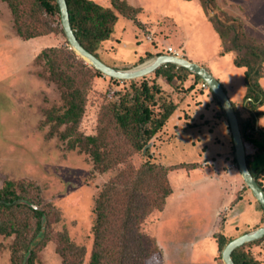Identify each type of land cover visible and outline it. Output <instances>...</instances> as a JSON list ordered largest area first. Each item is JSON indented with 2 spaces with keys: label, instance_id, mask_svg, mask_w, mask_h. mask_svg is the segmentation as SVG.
Here are the masks:
<instances>
[{
  "label": "rangeland",
  "instance_id": "rangeland-1",
  "mask_svg": "<svg viewBox=\"0 0 264 264\" xmlns=\"http://www.w3.org/2000/svg\"><path fill=\"white\" fill-rule=\"evenodd\" d=\"M21 1L18 23L15 22L20 32L17 33L19 34L18 42L15 38H10L9 35L11 33L14 36L13 30H16V27L13 29L11 11L5 3H1L2 8L0 9V188L5 180L30 184L28 193L33 207L43 209L46 214L47 222L44 226H47V240L41 247L36 248L35 264H62V258L56 250L55 237L63 230L70 242L83 249L82 255H79L76 260H80V264H88L94 246L93 226L96 216L93 208L96 197L105 186L112 184H115L118 190H122L124 184L127 185L130 183L129 180L135 179L139 168L146 161L157 167L178 164H182L184 167H176L172 169L173 171H168L166 181L171 192L162 200L159 199L160 201L153 206L150 213L144 218L139 215L135 221L131 217L128 224L129 231L122 232L124 247L122 251L126 254L134 252L138 256L140 255L139 264H202L204 261H209L211 264H223L220 256L221 251L218 249L215 250L211 258L203 257L197 260L194 256L192 257L198 253L202 255L208 253V250L212 248L211 243L208 241L204 245V242L199 243V250L195 246L187 245L186 241L178 243V237H184L185 233L184 231L182 234L176 233L181 228L175 221L167 220V224L165 223L166 226L162 228L161 232L156 230L160 212L164 210L166 204L171 203L172 199L177 202L179 198L176 195L179 192L190 191L191 185L200 178L211 175L213 170L215 175L216 172L224 175L226 173L229 175L228 178H231L229 181H233V183L234 180L237 181L240 190L237 200L241 199L243 195H247L244 212L246 221L244 223L240 221V227H244L249 218H254L256 214L253 205L247 203L250 201L254 204L253 202L256 203V201L245 186L233 161L234 155L229 128H227L228 123L224 115V117L217 116L220 109L212 99L209 90L202 89L200 86L202 81L198 80L195 83L191 76L186 79H189V83L193 84V88L189 91H186L187 86L184 83L176 82L171 87L160 78L156 81L153 80L172 101L180 102L177 108L180 113H187L186 120L184 118L176 120V113L170 116L162 130L153 137L155 140L151 141L149 147L151 158L133 153L116 166L100 171L87 153L83 152L80 147L70 148V144L76 135H97L100 129L110 125L104 114L110 104L117 99L116 93L129 89V84H125L121 80L114 82L103 74L101 77H87L84 112L73 134L63 137L66 126L55 125L53 121H47L46 118L47 111L55 113L63 104L60 92L46 77L48 72L45 60L34 63L36 55H33L34 42L28 44L29 42L22 40L20 36L24 35L25 28L31 26L32 23L36 32L51 31L43 35L46 36L45 48L53 47V45L63 46V44L68 49L70 48L55 20L53 23V19L43 12L34 11L33 13L31 11L30 13L29 8H26L25 5L30 0ZM148 1L152 2V0ZM195 4L199 7L200 16L197 11L194 13L191 10H183L181 15L184 17L179 15V21L175 24V30H180L179 35L175 33V30L168 31V26L164 28L166 27L163 24L164 21L151 20V17L145 12L140 14V11L137 10L135 15V12L131 15V21L130 18L128 20L125 17L127 15L120 14L124 20H121L119 24L126 23V30L121 38L120 26L115 28L116 32H113V35L111 33L110 37L103 41L104 43H100L98 58L108 66L128 69L115 66H123L120 65L122 62H129L134 57V50H132L130 42L140 43L143 46L150 44L156 52H163L174 40L175 43L177 42V46H171L174 47L173 49L176 48L175 50L181 53V56L186 59L193 58L192 60L200 63L206 62L215 76H220L221 73L222 78L229 77V84L233 90L228 89L227 83L222 81L223 85L233 100L239 118L245 119L248 117V112L242 100L245 91L243 74L241 69L232 64V58L235 57L236 52L228 51L227 54L223 52L221 40L217 37V33L215 34L216 31L208 17H217L226 25L231 22L240 25L248 36H251L256 42L264 43V0H214V5H208L206 10L200 1L196 0ZM31 16L34 17V20H31ZM144 18L147 22L142 24L140 20H144ZM156 26L160 28L156 29ZM7 30L10 33H6ZM211 34L216 40H212ZM173 36L174 39H172ZM182 36L187 38L182 41L179 39ZM115 38L119 40H115ZM108 40L109 42L106 43ZM185 40H187L186 43ZM155 53L144 62L157 56ZM74 54L91 68V73L96 70L75 52ZM214 54L218 57L225 54L229 58V61L224 60L226 63V65L224 64L225 74L221 70L218 73L219 71L210 62L214 58ZM262 65L264 70V61ZM152 77H154L153 73L141 79H134V82L139 84L144 78L152 82ZM259 83L264 90V71ZM190 92L192 93L190 94ZM202 95L208 97V104L211 103V107L205 108L202 104L199 106L194 104L195 99H199V96ZM260 109L263 111V116L257 119L256 124L264 125V103ZM200 113H202L201 119H199ZM60 114L61 111L57 113V115ZM102 136L104 142L108 143L107 148L115 151L118 146L120 153H123L124 148L121 140L115 135L112 127L106 128L102 132ZM214 136L221 137L220 144L214 143ZM227 139L230 145L229 155L224 160L225 165L212 169V160L215 157L212 153L219 149H225ZM245 146L246 152L252 153V149L247 143ZM192 164L195 165L196 173L192 172L194 169L190 166ZM156 169L155 167L154 171ZM154 171L147 178L148 186L153 190V194L151 191L148 192L151 195V202L152 196L156 195L153 186L159 184L160 181L156 178ZM228 184L231 185L230 182ZM173 190H175L176 198L171 194ZM154 201L157 202L156 197ZM224 211L227 210L224 209ZM224 211L217 213L219 214L217 215L218 222L222 226L231 222V217L226 216ZM230 226L227 235L232 234L234 223ZM164 229L167 233L163 238L161 233ZM171 230L172 233L169 232ZM105 236L110 237L111 240L113 233L106 232ZM216 237L215 234L213 239L215 242ZM229 238H233V234ZM13 240L14 235L8 237L0 235V264H10ZM109 243L112 247L111 251H119L118 241L111 240ZM177 244L181 248H187V252H184L186 256L179 259L173 253ZM246 244H244V250L264 264V237L257 244L249 246ZM21 252L23 253V251ZM67 259L70 261L72 257Z\"/></svg>",
  "mask_w": 264,
  "mask_h": 264
},
{
  "label": "trees",
  "instance_id": "trees-1",
  "mask_svg": "<svg viewBox=\"0 0 264 264\" xmlns=\"http://www.w3.org/2000/svg\"><path fill=\"white\" fill-rule=\"evenodd\" d=\"M198 1L205 10L208 5H214V0ZM0 2L5 3L11 11L14 29L16 27L15 22L18 23L21 9L20 2L22 1L0 0ZM65 3L69 23L76 39L84 49L96 57H98L100 43L107 40L113 31V26L117 20L115 11L121 15H127L125 17L128 19L134 12V15L137 13L136 9L122 0H110L112 8L100 6L92 0H65ZM25 5L26 8H29L30 13L31 11L33 13L34 11L43 12V14L53 19V23L56 21L59 31L64 36L55 0H30ZM30 18L34 20L33 16ZM208 20L221 40L223 52L235 51L236 55L232 60V64L243 69L245 91L242 100L248 112V117L240 119L237 109L231 103L238 120L242 139L252 149V153L246 154L248 170L264 191L261 183L264 177V126H257L256 124L257 119L263 116L260 107L264 103V90L259 83V79L263 77L264 71L262 65L264 61V43L256 42L255 39L248 36L240 25H235L232 22L226 25L217 17H208ZM17 28L13 31L19 37L17 33L20 32ZM50 32H36L31 23V26L25 28L24 35L20 38L28 40ZM164 53L165 50L163 52L157 51L155 54ZM151 55L145 53V56L137 61V64L143 63ZM42 60H45L48 72L46 77L60 92L63 103L58 108L59 111H55V113L47 111V121H53L55 125H65L63 137L72 135L84 112L87 77H101L102 73L98 70L91 73V68L85 65L81 59H78L74 52L64 44L63 46L55 45L39 51L34 57V63H39ZM153 76L151 78L152 82L144 78L139 84H135L134 79L121 80L123 83L129 84V89L118 91L116 93L117 99L110 104L104 114L110 124L106 128L112 127L115 135L121 140L124 148L123 153H120V147L118 146L115 151L107 148L108 143L104 142L102 136V132L106 128L100 129L97 135H76L74 141L70 144V148L80 147L83 152L91 157L100 171L116 166L133 153L151 158L149 147L154 139L153 137L162 130L177 108V104L164 94L162 88L153 80L156 81L160 78L171 87L176 82L184 83L189 76L194 78L195 83L200 80L197 75L192 74L187 69L176 67L173 64H166L158 68L153 72ZM111 80L114 82L120 81L113 78ZM192 88L193 84H190L185 89L189 91ZM209 93L220 109L217 116H223L224 113L218 101L210 90ZM60 111L61 114L57 115ZM231 148L233 152V146ZM233 161L236 164L235 159ZM190 166L195 167L193 164ZM155 167L157 169L154 171ZM176 167L182 168L184 165L157 167L146 161L139 168L135 179L129 180L130 183L127 185L124 184L122 190H118L115 184L104 187L94 202L93 211L96 216L93 226L94 246L88 264H139L140 255L138 256L134 252L126 254L122 251V248H124L122 232L129 231L128 224L131 217L133 221L139 215L144 218L152 211L154 205L170 194L166 175L168 171ZM153 171L160 181L159 184L153 186L156 195L152 196V203L151 195L148 192L151 191L153 194V190L152 187L148 186L147 178ZM29 186L30 184H24V182L5 180L0 188V235L4 237L14 235L11 244L10 264H35L36 248L41 247L47 240V226H44L47 217L43 209L33 207V202H31L28 193ZM155 197L157 202L154 201ZM256 203L258 208L262 210L259 203L257 201ZM106 232L113 233L111 240L119 242V251H111L112 247L109 243L111 240L110 237L105 236ZM55 238L56 250L62 258V264H80L81 261L76 259L79 255H82L83 249L70 242L64 230L58 233ZM216 238L219 251L230 241V239L226 240L221 235ZM259 240L246 245L257 244ZM70 257L72 259L69 261L67 258ZM231 258L234 264H262L251 253L244 250V245L234 250Z\"/></svg>",
  "mask_w": 264,
  "mask_h": 264
},
{
  "label": "crops",
  "instance_id": "crops-1",
  "mask_svg": "<svg viewBox=\"0 0 264 264\" xmlns=\"http://www.w3.org/2000/svg\"><path fill=\"white\" fill-rule=\"evenodd\" d=\"M92 1L99 4L100 6L112 8L110 0H92ZM122 1H124L130 7L140 11V14L145 12L146 14H148L151 17V20H154L155 22L156 21L159 22V20L164 21L165 23L163 22V24L166 25V27H164V28H167V26H168V31H172V32H173V30H175V28H176L175 24H177V21H179L178 16L182 14L183 10H191L194 13H195V11H197L198 16H200V11L198 9L199 7H198V5L195 4L196 0H189V1H185V0H152V2H150L148 0H141L142 2H140L139 0H122ZM136 1H138V3H136ZM1 8H2V6H1V2H0V9ZM115 13L117 15V20H116V23L114 24L112 35H113V32H116V30H117V29L115 30V28H117V27L119 28V26H120V31L122 32L121 33V38H122V34L125 32L127 25H126V23H124V24L120 23L119 24V22L121 20H124L123 16H121L117 11H115ZM181 16L184 17L183 15H181ZM185 17H186V15H185ZM130 21H131V19H130ZM140 22L142 24H144L147 21H145V18H144V20L141 19ZM167 22H169V23H167ZM130 26H132V25H130ZM132 28H134V27H132ZM159 28H160L159 26H156V29H159ZM8 32L9 31L7 30L6 33H8ZM175 33L179 35L180 30L179 29L175 30ZM215 34H216V32H215ZM9 35H10V38H12V39L15 38L17 40V42L19 41V37L16 36L15 34H13L15 37L12 36L11 33ZM211 37H212V40H216V38H214L212 34H211ZM217 37H218V35H217ZM184 38H187V37L182 36L179 39L183 41ZM45 39H46V36H39V37H35V38H31V39L26 40L27 42H29L28 44H30L31 42H34L33 45H35V46L33 47L34 48L33 49V51H34L33 55L37 54L40 50L45 48V46H44V42L46 41ZM172 39H174V36L172 37ZM115 40H119V39L115 38ZM186 41L187 40H185V43H186ZM54 42H56L55 39H54ZM108 42H109V40L106 43H108ZM130 43L132 45V50H134L133 51L134 57L132 58L131 61L126 62L127 64L122 62L120 65H123V66H115V67L129 68V67L137 66V65H139V64H137V61L140 58L144 57L145 53H150L153 55V53L156 52V50L150 44L143 46L140 43H138V44L135 42H133V43L130 42ZM169 44H171V43H169ZM171 45L177 46V42L175 43L174 40H172ZM171 45H169L167 47L174 48ZM53 46H55V45H53ZM183 48L185 49V46H183ZM225 54H227V53H225ZM225 54H223L220 57H218L216 54H214L215 55L213 58L214 60L212 59L210 61L215 66V69L217 71L221 70V72L223 74H225L224 73L225 72L224 64L226 65L224 60L227 59L229 61V58L226 57L227 55H225ZM185 56H186V54H185ZM111 59L113 60L115 58H111ZM192 59H188V60L195 62L199 65H203L204 67H206L207 70L209 69L208 71L221 83L228 99L230 100V102L233 103L232 98H230V96L226 90V87L223 85V82L224 83L226 82L228 89L233 90L232 86L229 84V77H227V78L223 77L222 78L220 71L218 72V73H220V76H215L213 74V72L210 70L208 64H206V62L200 63V62L192 60ZM232 60H233V58H232ZM238 69H241V68H238ZM241 71L243 74V69H241ZM189 82H190L189 79L186 80L184 82L185 86L189 87L191 84ZM192 92H190V94ZM202 96H199V99H195L194 104L198 105V106L202 104V105H204L205 108L211 107L212 104L211 103L208 104V102H209L208 97L206 98V95L203 97ZM204 99H205V101H203ZM179 103L180 102L176 103L177 107L179 106ZM174 113H176V118H175L176 120H179L181 118H184L186 120V118L188 116L186 112L180 113L178 108H176ZM201 117H202V113L199 114V119H201ZM172 126H174V125H172ZM257 126H264V125H257ZM222 127H223V125H222ZM213 139H214V143H216V144H220V142L222 141L221 137H219V136H214ZM154 140H155V138H154ZM229 145L230 144H229L228 139H227V144L225 145L226 146L225 149H219L218 151L216 150V152L212 153L215 155V157L212 160V165H211L212 169L219 168V167L221 168L223 165H225L224 160H226L227 156L229 155L228 154ZM182 163H184V162H182ZM219 163H222V165H219ZM209 165H210V163H209ZM167 166H174V165H167ZM192 170H193L192 172L196 173L195 167ZM200 171H202V170H200ZM212 172L213 173L211 175L209 174L207 176H204V177H202L203 179L200 178L201 180L199 179L197 182H195L193 185H191V187L189 189L190 191L182 192V193L179 192L176 195L177 198H179L177 200V202H175V199H172L171 203H167L166 206L164 207V210L163 211L161 210V212H160V216L158 219L159 221H158V224L156 227L157 228L156 230L158 232H161L162 228H164L166 226L167 220L175 221L177 223V225L181 228V229L177 230L176 233L182 234V231H184V233H185L184 237H178V241H177L178 243H181V241H186L187 245L190 244L189 245L190 247L195 246L197 249L199 247V243L204 242L203 245L206 243V241H208V243H211L210 245L212 246V248L208 250V253H205L204 255H202L201 253H198L196 255H192V257L194 256V258H196L197 260L201 259L203 257H207V258L210 257L211 258L212 254L215 252V250L218 249V245L216 244L217 241L215 242L213 240L215 234H216V236H218V235L223 236L226 240H228V239L231 240V239H233V238H235V237H237L243 233L250 232V231L258 228L259 226L262 225L263 219H264L263 212H262V210H260L258 208L256 203L253 202L254 204H252V202L248 201L247 202L248 204L253 205V208L255 209L256 214H255L254 218H252V219L249 218V221H247L245 223L244 227H242V226L240 227V221H241V223H244L246 221L244 219V217H245L244 212H245V208H246L247 195H243L241 199L237 200V195L240 191L239 187L237 186V183H236L237 181L234 180V183H236V184H234L233 181H229V179H231V178H228L229 175H227L226 173L224 175L223 173L216 172L217 174L215 175V173H214L215 171L213 170ZM228 182H230L231 185H229ZM261 182H262V186L264 187V177L262 178ZM186 183L187 182L185 181V184ZM185 188H187V187L185 186ZM174 191L175 190H173V192ZM173 192L171 194H172V196H174V198H176L175 192L174 193ZM224 209L227 211L225 212ZM220 211H222V212L224 211V214H226V216L228 215L231 217V222L226 223L225 226H222V224L220 222H218L217 215H219V214H217V213ZM233 223H234V229H233L234 233L232 231L233 238H229L232 234L230 233L229 235H227V232L230 231V227H231L230 225ZM172 230L169 232L172 233ZM173 232H175V231H173ZM165 233H167V231L164 229L163 233H161L162 237L165 236ZM172 239L174 240V238H172ZM203 245H202V247H203ZM206 249H207V247H206ZM190 250L192 251V249H190ZM184 252L185 253L187 252V248H181L179 246V244H177L176 250L173 249V253L178 259L183 257V256H186L184 254ZM204 262H206L205 264H211L209 261L208 262L204 261ZM204 262H202V264H204Z\"/></svg>",
  "mask_w": 264,
  "mask_h": 264
},
{
  "label": "water",
  "instance_id": "water-1",
  "mask_svg": "<svg viewBox=\"0 0 264 264\" xmlns=\"http://www.w3.org/2000/svg\"><path fill=\"white\" fill-rule=\"evenodd\" d=\"M55 1L59 11L60 25L69 48L72 49L84 61L88 62L94 69L101 72L103 75L122 81L133 80L147 76L153 73L158 68L165 66L166 64H173L176 67L185 68L192 74L197 75L199 79L206 84L207 89L212 92V94L218 101L228 123L237 170L252 197L261 206L264 215V191L257 184L256 180L248 170L246 164V144L242 139L238 120L234 112L232 103L228 99L221 83L205 67L184 57H178L169 54L157 55L146 62L128 69H119L108 66L103 63L98 57L94 56L86 49H84L76 39L69 23V15L65 0ZM263 237L264 219L262 225L258 228L250 232L243 233L231 239L224 245L223 249L220 252L222 263L234 264L231 258V254L234 250L246 243L262 239Z\"/></svg>",
  "mask_w": 264,
  "mask_h": 264
},
{
  "label": "built area",
  "instance_id": "built-area-1",
  "mask_svg": "<svg viewBox=\"0 0 264 264\" xmlns=\"http://www.w3.org/2000/svg\"><path fill=\"white\" fill-rule=\"evenodd\" d=\"M165 54H169V55H173V56H181L180 55L181 53H179L177 50L173 49L172 47H166L165 48ZM181 57H183V56H181ZM200 86L202 89H207L206 84L203 82H201Z\"/></svg>",
  "mask_w": 264,
  "mask_h": 264
},
{
  "label": "bare ground",
  "instance_id": "bare-ground-1",
  "mask_svg": "<svg viewBox=\"0 0 264 264\" xmlns=\"http://www.w3.org/2000/svg\"><path fill=\"white\" fill-rule=\"evenodd\" d=\"M178 57H181V56H178Z\"/></svg>",
  "mask_w": 264,
  "mask_h": 264
}]
</instances>
